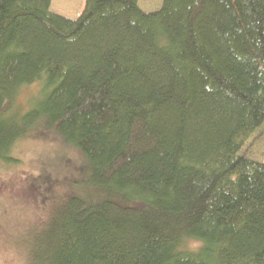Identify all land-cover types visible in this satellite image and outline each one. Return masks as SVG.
<instances>
[{"label":"trees","instance_id":"16d2710c","mask_svg":"<svg viewBox=\"0 0 264 264\" xmlns=\"http://www.w3.org/2000/svg\"><path fill=\"white\" fill-rule=\"evenodd\" d=\"M51 2L0 0V162L43 128L86 158L39 264H264V0Z\"/></svg>","mask_w":264,"mask_h":264},{"label":"rangeland","instance_id":"374dc122","mask_svg":"<svg viewBox=\"0 0 264 264\" xmlns=\"http://www.w3.org/2000/svg\"><path fill=\"white\" fill-rule=\"evenodd\" d=\"M85 3L86 0H52L50 10L77 18ZM139 4L151 11L159 8L162 0H139ZM17 102L27 108L28 94H21ZM12 153L18 163L0 162V264H39L35 252L44 250L55 210L62 206L64 197L73 193L68 179L85 176L77 172L86 158L51 128L20 139ZM241 153L264 162V124L246 141ZM197 243L191 241L189 246Z\"/></svg>","mask_w":264,"mask_h":264}]
</instances>
